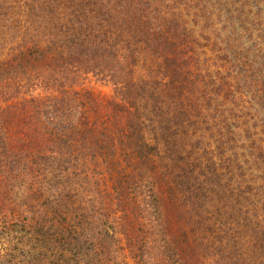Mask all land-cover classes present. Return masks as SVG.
Returning <instances> with one entry per match:
<instances>
[{
    "label": "trees",
    "instance_id": "1",
    "mask_svg": "<svg viewBox=\"0 0 264 264\" xmlns=\"http://www.w3.org/2000/svg\"><path fill=\"white\" fill-rule=\"evenodd\" d=\"M0 264H264V0H0Z\"/></svg>",
    "mask_w": 264,
    "mask_h": 264
},
{
    "label": "rangeland",
    "instance_id": "2",
    "mask_svg": "<svg viewBox=\"0 0 264 264\" xmlns=\"http://www.w3.org/2000/svg\"><path fill=\"white\" fill-rule=\"evenodd\" d=\"M97 90L101 91L102 93L109 94L110 89L107 86H102V85H96L95 86Z\"/></svg>",
    "mask_w": 264,
    "mask_h": 264
}]
</instances>
